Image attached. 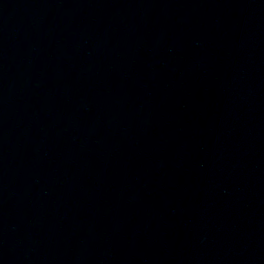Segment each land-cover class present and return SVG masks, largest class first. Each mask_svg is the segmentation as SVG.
Returning <instances> with one entry per match:
<instances>
[{
  "label": "water",
  "instance_id": "95a60500",
  "mask_svg": "<svg viewBox=\"0 0 264 264\" xmlns=\"http://www.w3.org/2000/svg\"><path fill=\"white\" fill-rule=\"evenodd\" d=\"M0 264H264V0H0Z\"/></svg>",
  "mask_w": 264,
  "mask_h": 264
}]
</instances>
